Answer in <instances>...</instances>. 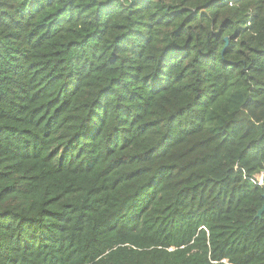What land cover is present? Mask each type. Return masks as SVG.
I'll use <instances>...</instances> for the list:
<instances>
[{"label":"trees","instance_id":"16d2710c","mask_svg":"<svg viewBox=\"0 0 264 264\" xmlns=\"http://www.w3.org/2000/svg\"><path fill=\"white\" fill-rule=\"evenodd\" d=\"M262 175L264 0H0V264H264Z\"/></svg>","mask_w":264,"mask_h":264},{"label":"water","instance_id":"95a60500","mask_svg":"<svg viewBox=\"0 0 264 264\" xmlns=\"http://www.w3.org/2000/svg\"><path fill=\"white\" fill-rule=\"evenodd\" d=\"M224 41H225V47H226V45L228 43V39L225 38ZM258 185L263 188V194H262L263 204H262V207L258 210V212L255 216V219L261 218V216L264 214V175L261 176L260 182L258 183Z\"/></svg>","mask_w":264,"mask_h":264},{"label":"rangeland","instance_id":"374dc122","mask_svg":"<svg viewBox=\"0 0 264 264\" xmlns=\"http://www.w3.org/2000/svg\"><path fill=\"white\" fill-rule=\"evenodd\" d=\"M260 178H261V176L260 177H257V180L260 182Z\"/></svg>","mask_w":264,"mask_h":264}]
</instances>
